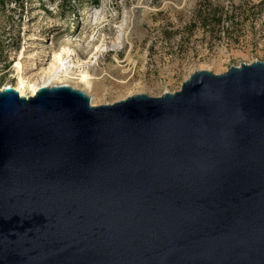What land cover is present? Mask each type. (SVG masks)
Returning a JSON list of instances; mask_svg holds the SVG:
<instances>
[{
  "label": "water",
  "instance_id": "water-1",
  "mask_svg": "<svg viewBox=\"0 0 264 264\" xmlns=\"http://www.w3.org/2000/svg\"><path fill=\"white\" fill-rule=\"evenodd\" d=\"M0 264H264V62L97 107L0 90Z\"/></svg>",
  "mask_w": 264,
  "mask_h": 264
},
{
  "label": "rangeland",
  "instance_id": "rangeland-1",
  "mask_svg": "<svg viewBox=\"0 0 264 264\" xmlns=\"http://www.w3.org/2000/svg\"><path fill=\"white\" fill-rule=\"evenodd\" d=\"M256 61L264 0H0V90L15 87L16 64L32 83L64 65L59 83L97 107Z\"/></svg>",
  "mask_w": 264,
  "mask_h": 264
},
{
  "label": "bare ground",
  "instance_id": "bare-ground-1",
  "mask_svg": "<svg viewBox=\"0 0 264 264\" xmlns=\"http://www.w3.org/2000/svg\"><path fill=\"white\" fill-rule=\"evenodd\" d=\"M58 62L62 64L60 59H58ZM16 70L17 81L15 87L10 86L9 88L16 91L20 97H26L27 93H29V96H34L38 89L41 87L49 88L52 86H62L58 81L59 77L62 73L65 74L67 72L63 65L61 69H53L52 71L41 73V77L39 78V80L36 79V81L32 83L28 80L23 79L19 64H16ZM32 70L33 68H31V71ZM88 82V77L86 75L79 77V84L87 85L89 84Z\"/></svg>",
  "mask_w": 264,
  "mask_h": 264
}]
</instances>
